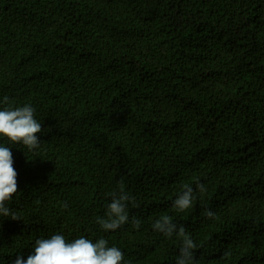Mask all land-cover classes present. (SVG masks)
Masks as SVG:
<instances>
[{"label": "trees", "instance_id": "obj_1", "mask_svg": "<svg viewBox=\"0 0 264 264\" xmlns=\"http://www.w3.org/2000/svg\"><path fill=\"white\" fill-rule=\"evenodd\" d=\"M24 105L41 144L0 137L18 189L0 264L56 234L176 264L163 215L196 264H264V0H0V110ZM185 185L196 199L177 212ZM121 191L129 222L105 232Z\"/></svg>", "mask_w": 264, "mask_h": 264}, {"label": "clouds", "instance_id": "obj_2", "mask_svg": "<svg viewBox=\"0 0 264 264\" xmlns=\"http://www.w3.org/2000/svg\"><path fill=\"white\" fill-rule=\"evenodd\" d=\"M34 109L30 105L22 107L5 108L0 110V137L6 138L13 145H23L32 151L40 146L37 134L41 133V122L34 116ZM196 189L200 193L206 191L202 183H197ZM17 189V173L13 167L12 152L9 147L0 146V216L17 220L6 206ZM196 199L194 189L185 185L182 194L174 201L173 207L177 212H184L193 206ZM133 200L130 194L121 191L113 195L108 205L106 217L97 220V223L105 231L115 232L129 222L127 211L128 203ZM208 218H213L214 213L206 212ZM136 228L140 227V221H133ZM153 229L172 238L174 235L181 238V247L176 264H196V243L189 237L183 226L178 227L168 215L161 216L153 225ZM123 253L115 246L109 247L106 239H91L80 237L72 242L65 237L56 234L47 239H38L35 242L33 254L25 261L20 255L14 264H122Z\"/></svg>", "mask_w": 264, "mask_h": 264}]
</instances>
